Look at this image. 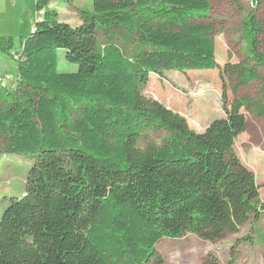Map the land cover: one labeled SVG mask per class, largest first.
Instances as JSON below:
<instances>
[{
	"label": "trees",
	"instance_id": "1",
	"mask_svg": "<svg viewBox=\"0 0 264 264\" xmlns=\"http://www.w3.org/2000/svg\"><path fill=\"white\" fill-rule=\"evenodd\" d=\"M208 10L209 0H92L77 25L47 9L19 48L0 37L18 55L12 87L0 79V153L32 158L23 194L0 213V264L160 262L163 239L215 241L259 222L262 186L235 141L243 107L264 118L263 27L249 16L246 58L221 66ZM57 49L76 72L58 71ZM165 71L216 72L224 115L199 132L143 94ZM255 80L258 97L239 98Z\"/></svg>",
	"mask_w": 264,
	"mask_h": 264
},
{
	"label": "rangeland",
	"instance_id": "2",
	"mask_svg": "<svg viewBox=\"0 0 264 264\" xmlns=\"http://www.w3.org/2000/svg\"><path fill=\"white\" fill-rule=\"evenodd\" d=\"M249 16H254L263 27L260 39L264 53V0H209V10L201 20L212 24L215 57L221 66L227 62L238 63L246 58L244 22ZM3 18L0 15V20ZM6 18L10 20L12 15H7ZM100 42L103 43V37H100ZM115 42L122 48L125 47L122 40ZM18 44L19 39H16L14 47ZM12 52L13 49L9 52L10 56L2 52L11 61L8 69L10 74L0 75L4 86L10 81L11 85L7 87H12L17 78ZM56 56L59 72L77 71V64L65 59L63 49H57ZM259 73L264 76L263 69L260 68ZM206 76L214 78L204 79ZM215 76L216 72H166L162 77L151 76L142 92L184 116L189 125L200 132L208 118H214L220 111V90L223 89V84L222 81L217 84ZM224 83L228 95H231V85L227 80ZM259 90L260 82L251 81L239 88L237 96L257 98ZM242 111L247 117V131L237 137L236 149L242 162L253 171L257 182L262 186L264 200V119L249 114L245 107ZM159 136L153 135L155 139ZM31 164L32 158L29 155L0 153V213L11 197L23 194ZM254 225L259 229L257 234ZM156 248L160 262L150 261L144 264H227L231 257L236 258V264H264V213L258 223L248 221L236 233H227L215 241L187 235L178 240L163 239Z\"/></svg>",
	"mask_w": 264,
	"mask_h": 264
},
{
	"label": "crops",
	"instance_id": "3",
	"mask_svg": "<svg viewBox=\"0 0 264 264\" xmlns=\"http://www.w3.org/2000/svg\"><path fill=\"white\" fill-rule=\"evenodd\" d=\"M37 3L38 0H0V15L4 17L0 20V37H11L13 42L16 39H19V44L17 47H14V49L19 48L21 40L30 34L31 28L34 27V23L43 19L45 10H54L57 13L60 21L67 22L71 25H77L81 22L76 9L92 10V0H47L45 6L40 10L37 8ZM7 15H12V18L8 20L6 18ZM10 63L11 61L7 60L0 51V75L10 74L8 70ZM6 66H8V68H6ZM166 72L173 71H165L164 73ZM151 76L158 75L151 72L149 74V78ZM8 85H11L10 81L7 86ZM219 110L220 111L218 114L214 115V118H208L209 120L205 123L203 130L210 124L212 120L224 115L221 108ZM258 118L261 119V117ZM246 131L247 130H245V132Z\"/></svg>",
	"mask_w": 264,
	"mask_h": 264
},
{
	"label": "built area",
	"instance_id": "4",
	"mask_svg": "<svg viewBox=\"0 0 264 264\" xmlns=\"http://www.w3.org/2000/svg\"><path fill=\"white\" fill-rule=\"evenodd\" d=\"M32 28H34V27H32ZM12 56H13V59H14L15 61L18 60V55H17V53L12 52Z\"/></svg>",
	"mask_w": 264,
	"mask_h": 264
}]
</instances>
